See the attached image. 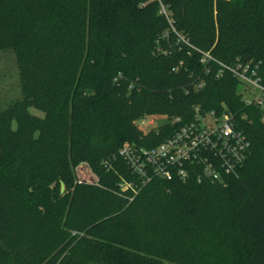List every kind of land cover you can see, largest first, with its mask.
<instances>
[{
  "label": "trees",
  "instance_id": "trees-1",
  "mask_svg": "<svg viewBox=\"0 0 264 264\" xmlns=\"http://www.w3.org/2000/svg\"><path fill=\"white\" fill-rule=\"evenodd\" d=\"M2 52L22 98L0 111V264H264V111L200 54L264 75V0H0ZM196 107L247 136L239 177L121 192L120 149L161 144ZM153 115L182 122L144 137Z\"/></svg>",
  "mask_w": 264,
  "mask_h": 264
},
{
  "label": "built area",
  "instance_id": "built-area-1",
  "mask_svg": "<svg viewBox=\"0 0 264 264\" xmlns=\"http://www.w3.org/2000/svg\"><path fill=\"white\" fill-rule=\"evenodd\" d=\"M187 45L190 44L184 39ZM201 63L210 72L209 64L218 66L216 78L231 74L240 82L241 95L249 105L264 111V75L261 63L238 60L232 65L214 59L210 53H203ZM195 90L204 83L193 84ZM181 119L170 120L167 116L153 115L136 121V127L147 137L151 132L168 126L180 125ZM251 151L247 136L239 131L229 114L217 115L214 111L203 112L194 109L193 117L174 130L161 144L147 148L136 143L125 144L112 161L123 162L136 181L121 178L119 184L123 193L132 192L136 196L139 189L154 179L171 182L175 179L186 182L192 177L197 183L204 182L226 185L230 178H238ZM112 161L105 162L111 169ZM79 184H98L89 182L86 177L77 175Z\"/></svg>",
  "mask_w": 264,
  "mask_h": 264
},
{
  "label": "rangeland",
  "instance_id": "rangeland-1",
  "mask_svg": "<svg viewBox=\"0 0 264 264\" xmlns=\"http://www.w3.org/2000/svg\"><path fill=\"white\" fill-rule=\"evenodd\" d=\"M21 98L20 77L16 57L11 52H2L0 53V111L3 110L9 103ZM31 111H33L34 114L43 116L41 112L35 110ZM75 174L76 177L77 175L86 177L90 183H94L96 181V183L99 184L98 176L88 163L79 164L75 169Z\"/></svg>",
  "mask_w": 264,
  "mask_h": 264
},
{
  "label": "water",
  "instance_id": "water-1",
  "mask_svg": "<svg viewBox=\"0 0 264 264\" xmlns=\"http://www.w3.org/2000/svg\"><path fill=\"white\" fill-rule=\"evenodd\" d=\"M64 191V186H63V184H62V192Z\"/></svg>",
  "mask_w": 264,
  "mask_h": 264
}]
</instances>
